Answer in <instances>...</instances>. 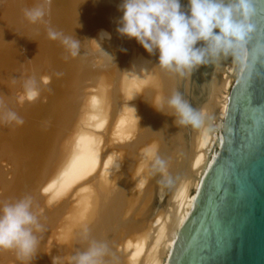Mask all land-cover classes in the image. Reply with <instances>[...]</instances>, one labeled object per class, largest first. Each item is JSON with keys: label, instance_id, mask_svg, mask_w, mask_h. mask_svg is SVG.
<instances>
[{"label": "bare ground", "instance_id": "bare-ground-1", "mask_svg": "<svg viewBox=\"0 0 264 264\" xmlns=\"http://www.w3.org/2000/svg\"><path fill=\"white\" fill-rule=\"evenodd\" d=\"M122 2L50 0L46 23L31 24L24 10L42 0H0V115L23 119L0 120V207L31 197L42 225L31 257L0 250V264H74L93 241L108 245L106 264H169L220 155L238 63L221 56L203 86L201 129L179 125L167 100L189 103L192 73L162 69L158 50L117 32ZM48 28L78 40L79 55ZM155 156L174 180L160 209Z\"/></svg>", "mask_w": 264, "mask_h": 264}, {"label": "clouds", "instance_id": "clouds-1", "mask_svg": "<svg viewBox=\"0 0 264 264\" xmlns=\"http://www.w3.org/2000/svg\"><path fill=\"white\" fill-rule=\"evenodd\" d=\"M48 3L50 0H42L39 6L25 9L26 19L31 24L46 23L44 5ZM119 10L123 15L117 32L135 38L150 54L158 50L162 69L190 76L194 69L210 60L231 56L242 69L250 70L247 43L255 29L251 18L257 10L256 0H189L188 12L182 11L180 0H123ZM48 37L59 40L72 57L79 55L78 40L52 28H48ZM200 41L205 42V46L197 47ZM24 87L29 100L37 97L34 79L28 80ZM167 105L174 109L179 125L201 129L206 114L194 109L179 93L168 99ZM156 107L162 110L163 105ZM2 108L3 101H0ZM0 120L23 123L12 111L0 115ZM152 169L154 174L157 171L164 174L162 184L173 185L166 160L155 156ZM41 228L32 211L31 197L3 204L0 207V250L15 249L18 255L31 257L38 244L34 229L40 231ZM108 253L106 243L93 241L86 251L74 255L72 261L74 264H106Z\"/></svg>", "mask_w": 264, "mask_h": 264}, {"label": "water", "instance_id": "water-1", "mask_svg": "<svg viewBox=\"0 0 264 264\" xmlns=\"http://www.w3.org/2000/svg\"><path fill=\"white\" fill-rule=\"evenodd\" d=\"M256 9L250 70L231 92L220 155L169 264H264V0ZM218 60H210L211 69Z\"/></svg>", "mask_w": 264, "mask_h": 264}, {"label": "rangeland", "instance_id": "rangeland-1", "mask_svg": "<svg viewBox=\"0 0 264 264\" xmlns=\"http://www.w3.org/2000/svg\"><path fill=\"white\" fill-rule=\"evenodd\" d=\"M180 2L182 5V11L188 12L189 0H180ZM196 46L203 47L205 46V42L200 41L197 43ZM214 69L215 67L211 69L208 63V64L200 65L192 71V76H191L192 91H191V94L189 95V103L194 109H197L199 104L204 100V93H203L202 88L207 83ZM240 69H241V66L238 64L237 72L235 73V77L232 79L230 93L235 88V86L237 85V83L239 82L241 78V75L243 72L240 73V77L238 78V71H240ZM161 181L162 180L159 177L155 179V185H156L155 186L156 187L155 188L156 190L155 208L156 209H160L164 205L166 198L169 194V190L171 188V186L162 184Z\"/></svg>", "mask_w": 264, "mask_h": 264}]
</instances>
